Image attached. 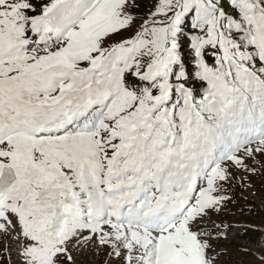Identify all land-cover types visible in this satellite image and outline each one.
Masks as SVG:
<instances>
[{
	"label": "snow or ice",
	"instance_id": "snow-or-ice-1",
	"mask_svg": "<svg viewBox=\"0 0 264 264\" xmlns=\"http://www.w3.org/2000/svg\"><path fill=\"white\" fill-rule=\"evenodd\" d=\"M0 264H264V0H0Z\"/></svg>",
	"mask_w": 264,
	"mask_h": 264
}]
</instances>
